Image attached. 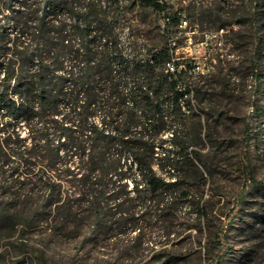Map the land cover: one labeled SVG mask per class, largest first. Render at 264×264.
<instances>
[{"label":"trees","instance_id":"obj_1","mask_svg":"<svg viewBox=\"0 0 264 264\" xmlns=\"http://www.w3.org/2000/svg\"><path fill=\"white\" fill-rule=\"evenodd\" d=\"M165 2L0 0V222L21 216L33 227L52 217L112 237L183 208L207 216L206 171L179 131L190 88L168 26L180 12ZM140 4L162 15V45L137 23ZM253 36L255 96L264 51ZM250 112L259 119L264 106L253 101ZM241 136L247 158V120ZM245 174L233 213L248 192L264 190L247 165ZM15 196L30 203L4 201Z\"/></svg>","mask_w":264,"mask_h":264},{"label":"rangeland","instance_id":"obj_2","mask_svg":"<svg viewBox=\"0 0 264 264\" xmlns=\"http://www.w3.org/2000/svg\"><path fill=\"white\" fill-rule=\"evenodd\" d=\"M165 6L169 14L180 12L179 21L168 26V44L190 88L191 111L183 109L179 131L206 171L207 216L198 219L183 208L147 220L141 231L112 237L63 226L52 217L24 227L18 216L0 222V264H264V190H251L231 212L245 165L264 186V115L258 119L250 112L253 101L264 106V52L252 95L253 35L264 51V0H166ZM133 14L153 38L151 45H162V15L141 4ZM245 120L253 133L247 158L240 145ZM4 201L16 209L30 203L22 196Z\"/></svg>","mask_w":264,"mask_h":264},{"label":"built area","instance_id":"obj_3","mask_svg":"<svg viewBox=\"0 0 264 264\" xmlns=\"http://www.w3.org/2000/svg\"><path fill=\"white\" fill-rule=\"evenodd\" d=\"M159 1H161V0H159ZM185 23V22H184Z\"/></svg>","mask_w":264,"mask_h":264}]
</instances>
